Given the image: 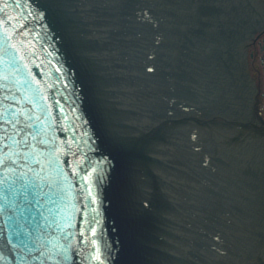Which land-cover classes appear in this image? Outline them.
Masks as SVG:
<instances>
[{
  "label": "water",
  "instance_id": "water-1",
  "mask_svg": "<svg viewBox=\"0 0 264 264\" xmlns=\"http://www.w3.org/2000/svg\"><path fill=\"white\" fill-rule=\"evenodd\" d=\"M263 18L259 0H0V80L44 142L26 161L8 153V181L26 175L5 192L0 264H99L93 248L103 264H243L264 251L248 234L264 219V138L229 145L233 128L190 115L165 123L166 142L136 138L169 115L245 117L241 44Z\"/></svg>",
  "mask_w": 264,
  "mask_h": 264
},
{
  "label": "snow or ice",
  "instance_id": "snow-or-ice-1",
  "mask_svg": "<svg viewBox=\"0 0 264 264\" xmlns=\"http://www.w3.org/2000/svg\"><path fill=\"white\" fill-rule=\"evenodd\" d=\"M151 70V69H150ZM18 72L19 69L17 68ZM15 81H10L7 77H4L0 80V107L3 108V111H0V201H7L8 203H0V213H3L5 207H14V203L10 201L9 196L5 195V192L12 193L15 187V184L19 177L26 175L25 172L21 171L19 176L16 179H13L11 182L8 181L7 173H15L18 167L17 160L13 159L12 156H9L8 153H12L17 159L23 157L26 161L31 150L34 152L39 145H42L44 142L42 140H37V137L32 133L31 129L34 127L33 121L38 119L34 117L31 113V109L25 112V109L21 106L19 99L17 98L18 93L14 91ZM31 137V140L29 139ZM32 141H37L36 144H33ZM21 145L23 147L19 151H14L15 148H19ZM31 171V169H29ZM42 170V169H41ZM36 176L43 180L44 178L40 176L39 173H36ZM8 184L7 188L3 186ZM25 187L27 185H24ZM34 187H39V185H33ZM88 196H91V192H88ZM87 208V205H85ZM91 213H94L91 217L89 223L93 226L99 224L98 219L99 212L96 208L90 209ZM92 229L89 228L88 231ZM83 235V231L81 232ZM9 244H12V241L9 240ZM15 248V245H12ZM54 255V253H53ZM53 255L44 257V253H41V256L44 257L41 260V264H49L53 259ZM104 253L103 249H91L88 256L89 261H96L99 264H103Z\"/></svg>",
  "mask_w": 264,
  "mask_h": 264
},
{
  "label": "flooded vegetation",
  "instance_id": "flooded-vegetation-1",
  "mask_svg": "<svg viewBox=\"0 0 264 264\" xmlns=\"http://www.w3.org/2000/svg\"><path fill=\"white\" fill-rule=\"evenodd\" d=\"M259 1L264 17V0ZM245 59V73L251 84L245 106L246 116H235V119L232 118L231 121L226 120L222 115L203 119V122L207 123L209 127L233 128L231 133L223 132V138L229 145L233 142H243L251 136L252 138H264V18L245 45ZM213 121L216 122V125L211 123ZM248 229L249 235L251 231L255 239L264 241V219H259L256 225L249 226ZM257 240L253 241L254 247L260 245ZM262 250L261 248L256 250L253 257L250 258L251 261L248 259L243 264H264V251Z\"/></svg>",
  "mask_w": 264,
  "mask_h": 264
}]
</instances>
